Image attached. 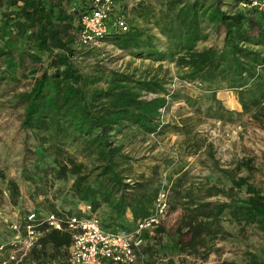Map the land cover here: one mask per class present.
Here are the masks:
<instances>
[{
    "label": "trees",
    "instance_id": "16d2710c",
    "mask_svg": "<svg viewBox=\"0 0 264 264\" xmlns=\"http://www.w3.org/2000/svg\"><path fill=\"white\" fill-rule=\"evenodd\" d=\"M251 1L157 0L129 11L122 5L119 11L126 20L127 31L110 29L101 43H109L134 59L173 61L182 71V79L200 80L214 92L225 84L234 91L243 111L263 114L264 11L238 8L240 3ZM6 2L18 10L15 38L32 45L20 51L13 43L0 48V87L4 81L16 82L19 76L38 74L28 90L13 95L14 102L22 107L20 126L41 152L35 154L33 169L21 174L32 185L28 195L31 199L42 195L47 200L54 180L72 177L67 207L61 201L62 210L56 209L54 203L47 208L40 203L34 210L78 214L79 206L73 208L71 201L76 205L88 203L104 229L130 226L148 214L159 187L153 181H127L133 159L116 137L123 130H129L130 135L149 134L165 127L158 120L160 108L165 106L162 94L166 92V78L157 72L161 65L155 72H139L117 71L100 61L85 66L76 62L74 55L87 48L77 44L71 49L69 32L76 33L77 39L78 21L90 9L86 0ZM228 7H234L233 11ZM151 28L165 39L164 43L150 33ZM198 44L208 45L197 49ZM92 49L96 50H87ZM36 65H40L39 70H35ZM142 93L156 97L144 99ZM46 155L52 157L51 163L45 160ZM225 175L231 186H210L206 194L222 193L226 197L222 202L196 199V194H190L196 190L193 185L184 189V194L174 188L177 196L189 198V205L182 204L183 214L172 235L171 250L196 252L205 247L206 237L221 232L220 217L225 215L236 222L256 225L264 235V194L247 185L248 195L239 197L237 190L246 185V179L235 173ZM202 191L203 188L197 189ZM170 206L172 210L171 203ZM69 243L67 232L48 230L20 264L27 263L30 257L43 262V255L65 259ZM162 264L181 263L167 259ZM250 264L264 261L253 256Z\"/></svg>",
    "mask_w": 264,
    "mask_h": 264
},
{
    "label": "rangeland",
    "instance_id": "374dc122",
    "mask_svg": "<svg viewBox=\"0 0 264 264\" xmlns=\"http://www.w3.org/2000/svg\"><path fill=\"white\" fill-rule=\"evenodd\" d=\"M6 1L0 0V48L13 43L17 51L30 49L31 43L15 38L14 21L18 10L8 6ZM156 1L120 0V5L129 11L137 5ZM238 8L243 9L239 5ZM233 9L227 8L229 11ZM9 13L8 17L5 16ZM136 23L142 26V22ZM150 31L162 43L165 42L156 29L151 28ZM69 35V47H78L76 33L71 31ZM208 44H198L197 49ZM95 48L93 51H88L89 48L78 50L79 54L74 55V60L82 63V66L100 61L117 71L136 69L139 72H155L161 65L157 72L166 78V92L162 94L165 106L160 108L158 119L160 125H165L163 130L131 135L129 130H123L116 137L117 141L123 143V151L133 159L127 181L130 184L153 181L157 189L161 184L166 185L169 202L173 206L169 216L145 237L143 257L137 264H162L167 259L181 264H250L253 256L257 261H264L263 233L256 225L236 222L228 215L220 217L221 232L206 237L207 245L198 251L178 253L170 248L172 235L183 214L182 204L189 205V198L177 196L174 188H178L182 194L184 189L193 185L196 190L189 191L196 194V199L222 202L226 200L222 193L206 196L208 188H229L231 183L225 174L235 173L246 179V185L237 190L239 197L248 195L245 191L247 185L264 194V113L253 115L252 110L243 111L236 94L228 90L225 84L214 92L200 80L182 79V71L173 61L152 63L134 59L129 53L106 42ZM80 54L84 55L80 57ZM39 69L40 65H36L35 70ZM0 71H3L1 62ZM37 75L19 76L18 81H4L0 87V242L10 236V221L23 218L28 210L40 203L46 205L44 208L54 203L56 209L60 210L61 201L66 207L70 204L68 191L71 176L54 180L48 188L46 200L42 195L31 199L28 192L32 185L21 175L26 169H33L35 154L40 155L41 152L31 137L26 138V132L20 126L22 107L14 102L13 95L28 90L32 78ZM142 97L152 99L156 94L142 93ZM173 126H178V129ZM25 140L28 141L27 145ZM45 160L51 163L52 157L46 155ZM179 176L182 177L177 180ZM199 188H203V191L197 192ZM71 204L73 208L80 205L74 201ZM43 257V262L30 257L25 264H68L67 257Z\"/></svg>",
    "mask_w": 264,
    "mask_h": 264
},
{
    "label": "built area",
    "instance_id": "2783aa9c",
    "mask_svg": "<svg viewBox=\"0 0 264 264\" xmlns=\"http://www.w3.org/2000/svg\"><path fill=\"white\" fill-rule=\"evenodd\" d=\"M89 11L78 21L76 42L85 48L97 47L110 29L126 32L128 27L119 9L120 0H86ZM243 9L264 11V0L240 3ZM1 21V15H0ZM169 189L161 184L148 214L130 226L114 230L101 226L97 212L88 203L80 204L78 214L39 213L34 209L23 218L10 221V236L0 242V264H20L48 230L65 231L70 236L68 264H137L143 257L145 234L170 214Z\"/></svg>",
    "mask_w": 264,
    "mask_h": 264
},
{
    "label": "crops",
    "instance_id": "0c3cea01",
    "mask_svg": "<svg viewBox=\"0 0 264 264\" xmlns=\"http://www.w3.org/2000/svg\"><path fill=\"white\" fill-rule=\"evenodd\" d=\"M128 217L130 218V215H128Z\"/></svg>",
    "mask_w": 264,
    "mask_h": 264
}]
</instances>
